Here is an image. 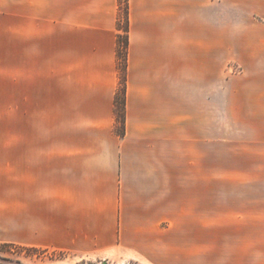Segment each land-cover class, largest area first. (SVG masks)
<instances>
[{"label": "crops", "instance_id": "0c3cea01", "mask_svg": "<svg viewBox=\"0 0 264 264\" xmlns=\"http://www.w3.org/2000/svg\"><path fill=\"white\" fill-rule=\"evenodd\" d=\"M117 17L118 0H0V243L264 264V0H128L123 137ZM228 46L247 74L224 85L250 126L252 179L212 182Z\"/></svg>", "mask_w": 264, "mask_h": 264}, {"label": "rangeland", "instance_id": "374dc122", "mask_svg": "<svg viewBox=\"0 0 264 264\" xmlns=\"http://www.w3.org/2000/svg\"><path fill=\"white\" fill-rule=\"evenodd\" d=\"M123 8L121 7L120 24L124 25ZM238 49L240 47L238 46ZM235 52L229 50L227 60L223 62V74L221 80L223 86H219L218 78L212 76L211 91V142L208 164L211 170V181H249L251 174V149H250V126L246 116L235 122L234 111L231 105L233 85H224V80L243 78L237 86L244 85L246 72L236 59ZM122 75H120L121 77ZM216 79V82H214ZM226 86V87H225ZM233 88V89H232ZM240 111H242L240 109ZM240 114H243L240 112ZM243 122V123H242ZM257 163V162H255ZM233 192L234 189L217 190ZM1 244V243H0ZM10 244V243H8ZM18 246V245H15ZM0 264H141L135 258H126L113 261L110 259H99L86 257L71 252L55 249H32L18 246V248L0 250Z\"/></svg>", "mask_w": 264, "mask_h": 264}, {"label": "trees", "instance_id": "16d2710c", "mask_svg": "<svg viewBox=\"0 0 264 264\" xmlns=\"http://www.w3.org/2000/svg\"><path fill=\"white\" fill-rule=\"evenodd\" d=\"M123 8L124 25L120 24L121 7ZM117 38H116V56L118 69V88L114 100V116L115 128L114 132L119 137L124 136L125 132V99H126V64H127V49L129 45L128 31V0H118V17H117ZM120 75H122L120 77ZM18 248L13 244L1 243L0 250Z\"/></svg>", "mask_w": 264, "mask_h": 264}]
</instances>
